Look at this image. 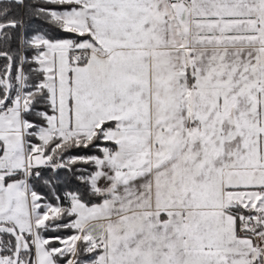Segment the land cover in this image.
Instances as JSON below:
<instances>
[{
  "label": "snow or ice",
  "instance_id": "obj_1",
  "mask_svg": "<svg viewBox=\"0 0 264 264\" xmlns=\"http://www.w3.org/2000/svg\"><path fill=\"white\" fill-rule=\"evenodd\" d=\"M0 264H264V0H0Z\"/></svg>",
  "mask_w": 264,
  "mask_h": 264
}]
</instances>
